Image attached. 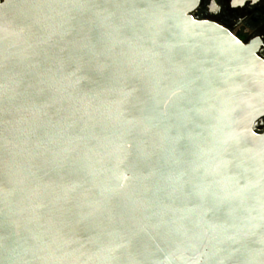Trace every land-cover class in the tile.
Instances as JSON below:
<instances>
[{"label": "water", "instance_id": "obj_1", "mask_svg": "<svg viewBox=\"0 0 264 264\" xmlns=\"http://www.w3.org/2000/svg\"><path fill=\"white\" fill-rule=\"evenodd\" d=\"M200 0H0V264H264L252 45Z\"/></svg>", "mask_w": 264, "mask_h": 264}, {"label": "flooded vegetation", "instance_id": "obj_2", "mask_svg": "<svg viewBox=\"0 0 264 264\" xmlns=\"http://www.w3.org/2000/svg\"><path fill=\"white\" fill-rule=\"evenodd\" d=\"M245 11L250 13L252 24L249 28L225 29L218 23L227 7L226 0H200L198 6L190 13L196 21L213 23L228 31L236 40L244 45H252L256 51V56L260 59V71L264 75V0H256L253 4L251 0H246ZM260 105L244 110L241 126L246 135L257 137L264 134V109Z\"/></svg>", "mask_w": 264, "mask_h": 264}, {"label": "snow or ice", "instance_id": "obj_3", "mask_svg": "<svg viewBox=\"0 0 264 264\" xmlns=\"http://www.w3.org/2000/svg\"><path fill=\"white\" fill-rule=\"evenodd\" d=\"M227 7L218 20V23L225 29H237L249 28L252 24L250 13L245 11L247 7L246 0H226ZM253 4L256 0H251Z\"/></svg>", "mask_w": 264, "mask_h": 264}]
</instances>
